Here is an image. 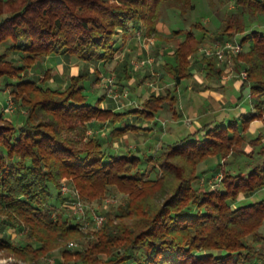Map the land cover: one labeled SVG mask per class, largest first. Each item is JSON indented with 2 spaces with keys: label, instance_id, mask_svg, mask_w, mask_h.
Listing matches in <instances>:
<instances>
[{
  "label": "trees",
  "instance_id": "1",
  "mask_svg": "<svg viewBox=\"0 0 264 264\" xmlns=\"http://www.w3.org/2000/svg\"><path fill=\"white\" fill-rule=\"evenodd\" d=\"M234 2L236 10L226 13L213 34L221 40L244 32L243 49L231 57L238 69L247 70L241 89L249 86L252 108L214 125L213 118L154 154H140L110 150L118 137L140 127L116 122H123L128 113L151 120L165 104L178 118V85L193 76L189 56L209 36L204 22L193 20L189 27L172 29L170 36L184 35L163 63L174 86L151 93L128 111L89 101L84 81L93 76V82L101 80L98 66L84 65L65 88L46 84L50 70L40 79L29 71L40 57L50 54L109 62L137 29L162 36L157 23L164 5L186 15L195 8L194 1L0 0V82L16 79L6 84L14 102L25 109L19 124L0 113V213L6 214L9 226L28 227L26 243L16 245L0 236V249L28 264H40V256L48 250L81 235L78 222L56 213L60 203L52 201L60 200L59 182L67 175L87 198L101 196L112 184L129 191L130 198L104 214L102 227L86 247L62 249L57 264L264 262L260 230L264 197L238 202L264 187V146H259L263 133L247 135L250 123L264 117V30H247L245 21L246 12L264 14V0ZM202 62L207 78L222 75L216 56L205 55ZM92 121L100 128L112 123V128L106 136L96 130L90 133ZM257 153L260 160L246 171L234 172L223 165L216 188L196 184L198 164L208 157L243 154L253 159Z\"/></svg>",
  "mask_w": 264,
  "mask_h": 264
},
{
  "label": "rangeland",
  "instance_id": "2",
  "mask_svg": "<svg viewBox=\"0 0 264 264\" xmlns=\"http://www.w3.org/2000/svg\"><path fill=\"white\" fill-rule=\"evenodd\" d=\"M193 1L195 3V8L192 11L188 12L186 15H181V13L175 7H170L167 5L163 6L161 19L165 22L164 24L167 25V28H163L162 31H159L162 34V36H157V35L148 36L138 31L139 33H142L145 36V38L151 37L154 41V43H150L149 45L148 42H150V40L146 39L145 42L147 44L148 51L144 53H138V50L140 49L135 48L134 51H132L131 53L134 59L136 60L134 62L135 66L143 67V68L151 67L153 69V72L145 76L143 80L149 81V82L152 81L153 84L154 83L165 84L166 80L170 79V74L166 72L164 68L163 69L161 68V62L164 63L165 56L163 57L164 58L163 61L160 59V62L158 63L157 62L158 55L160 53L161 48H164L165 55L173 52L178 42L184 38V35L170 36L172 29L178 28V27H189L190 23L193 20L204 22L206 24L207 34L209 36L200 45L198 52L195 54H191L189 56V59L191 62H193L197 58L202 60V58L206 55V56H216L218 63L223 62L224 64L226 60L230 59L233 61L231 56L241 51V50L239 51L226 50L225 57L223 60H221L217 56V54L214 53V51L217 49V45L223 43V41L226 38H230L231 40L235 39L236 41L240 42L241 38L244 36V32H238L234 36H227L219 40L220 38H216L213 34V30L222 23L223 19L225 18L226 13H231L232 11L236 10L234 0H214L213 4H211L212 3L211 0L210 1L209 0H193ZM216 11L218 13H216ZM245 21L247 24V30L252 29V28L264 30V14L252 15L246 12ZM202 32L203 31H199V34H201ZM246 48L247 46L244 45V49ZM171 49L172 51H170ZM241 49H243V46ZM51 55H55V54H51ZM12 56L14 57L16 56V54H13ZM71 56H74V55H71ZM44 57H40L36 61L34 66H32V67H35V71H36L35 78L36 79H40L47 72L46 71L47 64H45V61L43 59ZM166 58H170V57H166ZM221 63L219 64L221 65ZM96 64L97 63H94V62L92 63V62L84 61V65H89L93 69L96 67ZM111 66H108V70L110 69V71H114V67H111ZM43 70H45V72ZM239 71H240V76L244 82V79L247 78V70L244 67H242ZM101 75H102L101 80L97 83L93 82L94 76L84 81L86 85L85 90L88 95V99L89 101H92L94 103L104 101V99L107 98V91L109 93L111 89H117L118 86L120 87L119 85L120 83L118 79L116 80L114 78L113 80V78L110 77V76L116 77L117 73L112 72L110 75L106 69H102ZM121 79L124 82H127V79H125L124 77H122ZM7 81H16V79L6 78V79H2V81L0 82V113L3 112L5 116L13 119L17 124H19L21 123L23 119L22 114L25 113V109L20 107L16 102H14L13 98H12L13 110L7 111L4 109V106L8 104V97L9 95H11L10 94L11 88L10 86L6 84ZM46 84L50 86H56L55 84L49 82L48 79L46 80ZM139 85H134L132 88L129 89L131 96L133 98H136V99L138 98L137 92H138ZM154 85L156 86V84ZM229 85L231 86V83H229ZM153 89L154 91L157 90L156 88H153ZM126 90L127 89H125L124 91L119 90L118 92L126 93L127 92ZM162 90L163 89H161V92L164 91ZM144 91H146V88L144 89ZM115 95H117V93ZM235 95L238 96L239 102L245 108L244 110L250 111L251 97H250L249 86H245L243 88V91L235 92ZM101 97L103 98L100 100ZM131 108H135V107L134 106L119 107L117 108V110L128 111V109H131ZM161 109L159 111L164 113L169 119H172V118L176 119L173 116L172 112H170L171 110L168 108L166 104ZM235 112L236 110L232 112V117L230 119H233L235 117L234 115ZM201 113L202 111H200V114ZM131 115L132 113H128L125 120L123 122H116V125L117 126L124 125L125 122L131 120L132 118V117L130 118ZM212 115H215V113H213ZM216 115L219 117L213 122V125L218 123L221 120L220 113ZM186 117L183 118V120H181V122L178 125L180 129L183 128L185 135L188 134L189 132H192L193 128H197L195 124L196 119L194 117L192 118H186ZM139 118H140L139 116H135V119L132 118L134 120L132 122H134V124L142 123L144 119L141 118V120H139ZM200 120L203 121V124H204V122L206 123L207 119L204 120L203 118H201ZM156 121L160 127L165 126L166 124V122H162V120L160 119H157ZM89 126L91 127V122H89ZM92 130H93V127H91L90 133L94 132V131L92 132ZM140 132L142 131L140 130ZM260 133H263V138H264V127H262V132ZM142 134L143 132L141 134H138V133L131 134V136L128 139V142L139 145V148H141L142 150L140 149L139 150L140 152H136V153H140V154H143L146 152L154 154L155 152L159 151L164 144L172 142L180 138V136H182V135L174 136L173 133H169V131H166V130L165 131L159 130L156 132L153 131V132H150V134L146 133L144 137ZM258 134H255L253 136L249 130L247 132V135L249 137L251 136L255 137ZM120 137H118L115 141L119 140ZM262 145L264 146V142H262L259 146L261 147ZM114 146L113 147L111 146L110 148L112 152H115V153L128 152L127 150H123L124 148L117 149L115 148L116 146L115 147ZM244 146L246 148H251V145L249 143H245ZM259 146L258 148H260ZM260 158L261 156L258 153L253 159L243 154L241 155L230 154L228 157H222L220 155H212L208 157L205 161H202L198 164V171L200 172V177L196 181V184L199 186L207 185L209 186L210 189H214L220 184L223 178V175H224L223 170H222L223 165L224 167L226 166L228 169L234 172L239 171V170L246 171L253 163L260 160ZM147 166L148 165L146 164V167ZM151 177L154 178L155 174L152 173ZM59 190H60L59 191L60 200H55L54 198H52V201L56 202V204L60 203L59 206H57L58 208H55V212L56 213L62 212L70 216L71 219L77 221L79 224V230L81 232V235L77 237H72L64 241L63 243L59 244L58 246L53 247L50 250H48L45 254L40 256L39 258L40 264H43V263L57 264L58 260L63 258L61 251L64 248H68L73 251L78 247L80 248L86 247L95 238L96 232H98L100 228L102 227V224L98 226L94 223V220L92 219L90 215L91 210H95L97 212L102 211L103 214H106V212L109 211L111 208H118L120 205H125L130 198L129 191L123 190L115 184L110 185L108 190H106L101 196L95 197V198H87L86 196L83 195L82 191L76 186L74 179L71 176H67V175L63 176L60 179ZM253 195L248 196V197H242L240 198L241 200L238 202L246 203V202L258 200L264 197V187L259 189ZM74 198H77L78 201L81 200L83 203H85L84 213L82 216L78 215V212H76L78 207L77 205H75V200H73ZM6 218H7L6 214L0 213V236L8 238L16 245H21V244L26 243V241L28 240V235H27L28 227L21 230L20 228L9 226L6 221ZM260 230L261 232H264V224L260 227ZM248 241L249 242L252 241L251 236L248 237ZM34 244H36L37 246L40 245V243L37 241ZM258 248H260V245H258ZM103 256H106V255H103ZM0 264H28V263L26 260L18 258L16 255L11 253V251L9 252L6 249H0ZM247 264H264V262L263 260L256 259L254 261H249Z\"/></svg>",
  "mask_w": 264,
  "mask_h": 264
},
{
  "label": "crops",
  "instance_id": "3",
  "mask_svg": "<svg viewBox=\"0 0 264 264\" xmlns=\"http://www.w3.org/2000/svg\"><path fill=\"white\" fill-rule=\"evenodd\" d=\"M165 22L161 19L157 23V28L159 31H162L163 28H167V25L164 24ZM142 29H137L135 34L132 35L125 46L121 49L119 55L109 62H99L96 64L101 70L106 69L109 74L111 75L112 72L117 73L116 77L110 76L119 81V85L117 89H111L108 93L107 91V98L101 102L102 107H111L113 109L119 107H138L141 105L143 100L149 96L151 93H160L161 89L165 92L166 89L172 88L174 86V81L170 77L167 79L165 84L162 83H154L153 82L142 80L145 76L149 73L153 72L151 67L143 68L135 66L134 62L136 61L132 56V51L135 48H139L138 53H144L148 51L146 39L150 40L148 44L154 43L151 37L145 38L142 33ZM139 34H138V33ZM137 33V34H136ZM152 48V47H151ZM172 51V49L170 50ZM169 51V52H170ZM165 56L164 48H161L160 53L158 55L157 62H160V59L163 61V57ZM45 64H47V70L50 71L49 82L55 84L57 88H65L70 83V77L73 74H77L82 66L84 65V61L81 59L76 58L75 56H71L70 54H55V55H47L44 58ZM153 63V62H152ZM221 63V62H219ZM218 63V64H219ZM191 67L193 70V76L189 79L183 80L178 85V102H177V110H178V118L176 119H169L164 113L158 111L155 117L151 120H143L142 123H137L140 127L134 130L126 131L120 139L114 142L115 148L123 149L127 151L133 152H140L138 144H132L128 142L129 137L131 134L138 133L141 134L143 132V137L146 133L150 134L153 131H169V133H173L174 136L182 135L184 136L185 133L183 128H179V123L183 118H192L194 117L195 124L197 128H193V131L197 130L199 127L203 125V121L200 119L203 118L206 122L211 121L213 118H218L216 114L220 113V118L228 120L232 117V112H235V116L239 115L240 113H246L244 107L239 102L238 96L235 95V92L242 91V83L243 80L240 76V69L236 67L232 60H226L223 64L221 63V67L223 68V73L221 76L217 78L209 79L205 76V72L203 69V62L199 58L195 59L191 62ZM112 65V66H111ZM154 65V64H153ZM108 66L114 67V71L108 70ZM161 68L163 69V62H161ZM45 72V70H43ZM41 71V72H43ZM163 72V71H161ZM30 76H36L35 67H32L29 72ZM129 75V76H128ZM109 77V78H110ZM124 77L127 79V82H124L121 78ZM104 78V77H103ZM231 83V86L229 85ZM122 84V85H121ZM140 84V85H139ZM48 85V84H47ZM134 85L138 86V98H133L129 91ZM50 86V85H49ZM146 88V91L144 89ZM153 88L157 90L154 91ZM127 89L126 93L118 92L124 91ZM117 93V95H115ZM118 96V98H117ZM251 108H252V100H251ZM162 110V109H161ZM170 111V110H169ZM200 111L202 113L200 114ZM171 112V111H170ZM215 113V115H212ZM135 113H132L130 118L132 117L135 119ZM131 118L130 121L125 122L126 124H134L133 119ZM157 119L162 120V122H166L165 126H159L157 123ZM141 120V117L139 118ZM205 123V122H204ZM170 124V125H169ZM91 127H93V131H97L101 134H106L111 130L112 123H105L100 128V125L96 121L91 122ZM262 127H264V118H256L254 119L249 126V131L254 136L262 132ZM140 130L142 132H140ZM192 131V132H193ZM190 133V132H189ZM181 137V136H180ZM264 141V138H263ZM123 143V144H121ZM142 150V149H141ZM252 196V195H251ZM255 196V195H253Z\"/></svg>",
  "mask_w": 264,
  "mask_h": 264
},
{
  "label": "built area",
  "instance_id": "4",
  "mask_svg": "<svg viewBox=\"0 0 264 264\" xmlns=\"http://www.w3.org/2000/svg\"><path fill=\"white\" fill-rule=\"evenodd\" d=\"M242 46L241 43L239 41L231 40L230 38H226L223 43L218 44L217 45V49L214 51V53L217 54V56L223 60L225 57V51L226 50H232V51H239L241 50ZM210 53V51H209ZM4 109L7 111H11L13 110V100H12V96L9 95L8 97V104L4 106ZM73 200H75V205H77L78 209L76 210V212H78V215L82 216L84 213V204L81 200L78 201L77 198H74ZM89 212V211H88ZM90 215L92 217V219L94 220V223L96 225H101L104 221L105 215L103 213H101L100 211H95V210H91Z\"/></svg>",
  "mask_w": 264,
  "mask_h": 264
}]
</instances>
